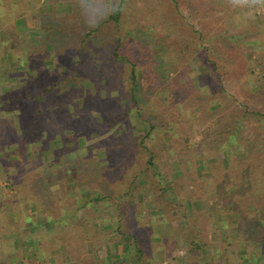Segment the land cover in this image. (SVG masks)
<instances>
[{
    "label": "trees",
    "instance_id": "16d2710c",
    "mask_svg": "<svg viewBox=\"0 0 264 264\" xmlns=\"http://www.w3.org/2000/svg\"><path fill=\"white\" fill-rule=\"evenodd\" d=\"M4 1L8 3L6 4L8 7L14 9L12 14L15 12L17 15H23L28 8L26 0ZM187 1L189 3L188 6L192 7V0H185V2ZM227 1L224 0L221 3L222 5H213L212 9H210V12L218 14V16H213L215 23L219 20L230 21V19H236L238 11H242L236 7V11L225 13L222 6H225L227 9L232 4L231 1ZM172 2L174 0H134V4H131L130 7L127 6L128 4L125 0H120L118 7L112 14H109L111 3L108 0H72V12L63 18L60 17L57 20L58 27L56 26L57 28L49 30L52 33L57 32L58 35L52 36L43 30V34L37 39L39 46L31 48L29 51L28 60L33 61L32 56L35 57V65L40 64L42 62L41 59H46L45 62L57 63L58 66L65 68V71L60 72V83L51 82L48 87H44L40 91L39 88L33 89L36 92L34 95H30V91L33 90L28 89L29 91H27L28 87L25 88L26 95L22 99L29 100V103L33 101L32 108L36 116L33 120V126L36 128L37 125H41L39 126L41 130L47 131L48 140H54L58 133L63 137V134L71 127L72 129H77L75 133L77 138L81 135L80 132L87 134L93 131L94 128H99L101 132L105 131L102 134H105V138L113 142L114 146L120 151L116 162H113L112 155L106 149L109 164H106L107 166H99V168L92 166L94 163H90V156H86V154L66 164L72 167L73 173H80L81 176L76 175L77 178L74 176L71 180L68 179V185L66 183L62 185L60 193V224H65L67 218L70 219L72 216H77L74 219L76 221L74 226L66 224L69 230L67 233L61 234L63 239L60 238V245L64 242L66 246L70 247L72 243L71 238L74 236L77 237L76 242L80 241L81 245L79 244V248L81 249L86 247L88 241L96 243L95 246H98V244H102V246L108 245L109 240L97 242L98 236L92 233L99 221L102 220L100 219L102 217L101 213L107 210L105 209L106 207L101 206L105 203H110L114 219L109 224L112 227V232L108 235H113L112 242L116 241L124 248V252L120 253L119 263L116 264H158L155 259L157 253L161 251L165 252L164 256L169 258L170 252L174 250L172 243L168 242L171 240L170 238L176 235V232L183 237L187 246V257L192 264H222L224 261L227 262V257L228 263L234 264L239 256L236 252L239 247L245 250V253L241 257H248V261L255 260L256 256L250 253L252 250L246 240H239L238 242L235 240L227 241L221 247L211 245L212 243L207 238L208 227L203 226L205 220H202L200 217H195L194 219L187 210L192 201L203 199L204 196L201 195L199 198V192L215 189L217 188L216 186L230 179L226 180L224 176H216L214 188L210 186L206 187L205 184L202 185L201 182H198L195 184V188H186L182 197H178V194L176 196L177 202H175L172 201L171 196L176 195V192L180 191V189H177L178 187L175 184V180L173 181L170 171L175 162L171 161L177 158V156L178 158L190 156V151L192 150H194L193 155L194 153L198 155L201 154L200 150L205 148L202 145L203 142H198V146L192 149L193 143L191 140L193 134L190 129L192 128V121L201 123L200 120H203L199 117V112L193 113V111L200 108L201 116L212 102L213 105L216 102L221 103L223 108L234 106L235 99L227 94L226 85L233 82L239 90L244 91L248 83V69L241 66L242 62H245V49L251 43L264 44V37H260L262 35L257 30L259 27L255 24L252 27L247 26L248 28H239L237 24H232L227 25L225 30L220 31L218 28V31H211L213 27H211V30L207 29L213 24L207 20L206 23L202 24L204 26L202 29L195 30L198 36H192V45L189 49L182 50V42L188 40L189 36L184 35L181 38V29L178 28L187 23L181 16V19L179 18L178 21L179 27L173 26L172 22L177 21V18L167 17L166 15V10ZM254 2V0H249L243 4L253 6L254 9ZM141 16L143 18L149 17L153 22L152 26H146L142 22L143 19L140 20ZM254 18H259L264 23V17L256 16ZM159 20H161V23L155 24ZM0 21H4L3 18H0ZM245 21L247 22L248 20ZM5 23L6 21H4L3 25ZM127 24L133 27L131 37L133 39L137 38L127 46L128 50H130L128 51L130 52L129 54L134 55L137 52L135 56L136 60H151L155 55H159L158 51H156L157 47H153V44L145 45V42L152 39L158 41L161 33L170 30L165 34L166 37L171 35L169 38L170 51L167 56L168 58L166 57L165 59L171 60L169 65L174 66L175 69H179V75L185 76L186 81L182 84L177 83L176 80L173 83L167 82L166 89L168 92L170 91V93L177 95L178 100L181 101L183 112L177 110L175 107L176 112L173 114L161 116L159 112L160 104L158 105L156 100L146 105L145 108L140 107L138 104L134 87L131 86V83L135 80L133 70L136 65V62L131 59L133 55L131 56L125 51L121 37L118 39L117 36H114L111 45H108L105 41V38L111 36V33L115 30L114 27L125 30ZM190 30L192 32L191 28ZM133 31L135 35H133ZM124 32L126 33V30ZM48 44H50V49L47 47ZM71 45H73L74 52H76L74 54L78 55V60L75 63L70 61L71 58L68 57L69 52H67V54L69 53L67 58L59 56L64 52V48L70 50ZM131 45L141 52L133 50ZM37 54L45 55L39 57ZM120 56H124L122 57L124 60L126 58L125 63H127L128 67L124 64L113 62L112 59ZM38 58L40 60H37ZM64 59H67V61H64ZM122 59L120 58V60ZM192 59L200 62L199 76L196 77L199 87L193 85V79L190 77L191 68L188 62ZM258 65L262 66L260 61ZM262 72L264 75V68H262ZM123 75L129 79L130 91H126V88H124L125 84L122 82ZM242 78H245L246 82ZM84 79L92 81L95 87L94 92L87 94L79 102H75L74 99L83 96L84 89L81 86V82ZM114 88L121 89L120 92L126 102L123 103L122 95L121 97H110L108 93ZM204 88L206 92L205 90L203 91ZM103 90L107 91L106 98L100 96ZM17 94L21 96L20 91ZM136 102L137 104H135ZM242 106L240 108L242 109L241 114L231 115L232 119L227 128V142H223L224 144H222L223 147H227L226 150L228 151H231L234 145L239 144L237 136L244 125L247 123L250 125H255L256 123L264 124V114L256 110H250L247 103H244ZM126 107L128 109L130 107L135 108L136 114L148 130L145 136L143 135L138 138L137 136L131 137L130 145L127 146L130 149L142 146L138 150V154L144 155L145 153L147 157L146 165L141 167L138 174H136V169H134L136 167L133 159L134 156H132L131 160L126 157L129 149L122 150L121 144L114 132L111 134L106 133V131L114 129L118 123L120 124L116 128L120 127V125H129L128 119L123 117ZM2 108L4 107L2 106ZM172 108L174 110V106ZM147 109L150 110L151 116L159 121V128L154 126L153 118H147L144 115V111ZM12 110L17 109L12 108ZM93 110H98L103 119L99 121L97 117L93 116L91 113ZM183 114L191 116V119L182 120ZM23 118L19 120L18 125L16 124L17 127H10L12 130L10 134L6 135L3 130L1 138H9L6 140L7 143H12L18 137V142L20 143L22 140L28 141L23 136L34 135L35 132L40 130L33 128L32 130L25 131L27 120L25 121ZM17 128L23 131L21 135H18ZM154 129H159V139L162 142V148L158 152L155 151L156 149L152 150L146 144L143 146V142L146 139L152 138ZM252 129L254 131H252L253 134H251L250 140L254 145L253 150L246 160L237 161L238 169L235 167L232 170V173L237 178L232 184L241 182L239 185L242 190L257 188L260 192L256 191V193L251 194V199H249V203L257 204L261 201V197L264 202V132L257 134L258 131H255L254 128ZM180 146L182 147L179 148ZM211 155L215 156L217 165L219 163L222 164L218 153H211ZM159 159L162 161L163 171H157L154 175L150 176V170L156 166V162ZM181 161V159H178L176 163L182 164L181 166L184 170V162ZM84 163H89L90 165L87 166ZM219 167L221 168V166ZM146 171H148L146 179L150 182V188L155 190L153 191L154 197L161 208V213L158 215L159 217H156L157 221L155 222L154 218L143 215L144 208L142 201L146 199L145 196L148 191L140 186L138 178L139 175H142ZM86 172L88 174H84ZM184 173L188 181L187 171ZM95 179L99 180L97 181L98 183L100 180L105 179L106 183L95 185L93 183ZM240 179H244V181ZM74 181L76 186L70 187V183ZM166 181L172 182V187L165 186L164 182ZM82 182H86L87 187L90 189H97L100 191V194L98 196L85 197L80 192V183ZM228 187L230 186L227 185L226 188L228 189ZM173 189L174 191H172ZM71 192H74V195H71ZM234 192L237 195H241L242 193L241 189ZM258 194L262 196L257 197ZM92 204L99 206L98 209L101 207L100 211L94 210ZM185 204H187V209L185 208ZM259 210L255 209L257 217L250 218L252 224L248 225L250 221H244L243 225L245 227L243 228L245 232H251V236L254 237L257 246L260 247L261 253H264V207L261 209V216H259ZM205 215L209 218L208 214ZM163 220L168 222L171 232L175 233V235L170 234L173 236L166 237L155 232V224L157 225ZM50 223L53 222L51 221ZM78 227L80 228L79 234L72 235L73 232L77 231ZM204 249L212 252L213 256L207 258L203 255ZM175 258L173 259L175 260ZM75 264L84 263L78 260ZM90 264H93V262Z\"/></svg>",
    "mask_w": 264,
    "mask_h": 264
},
{
    "label": "rangeland",
    "instance_id": "374dc122",
    "mask_svg": "<svg viewBox=\"0 0 264 264\" xmlns=\"http://www.w3.org/2000/svg\"><path fill=\"white\" fill-rule=\"evenodd\" d=\"M26 1L28 8L23 15H17L15 12L12 14L14 9L8 7L6 5L8 4L6 1H0V18H3V20L6 21L5 25H3L4 21H0V155H2L0 160V187H2V189H0V197L9 198L11 196L14 198L17 195V198L20 200H25L27 198V201L31 200L33 202H39V208H37L36 211L35 209L32 211L33 218L43 228L48 229L49 225L52 224L50 222L56 217L55 212L57 211L60 213V193L63 183L68 185V179L71 180V178H74L76 175L81 176L80 173H73L72 167H69L66 164L86 154V156H90V163H94L92 166L99 168V166H107L106 164H109L106 153L107 151L112 155L113 162H116V158L118 157V154H120V151L116 146H114L113 142H110L107 140V138H105V134H102L105 133V131L101 132L99 128H94L95 130L93 129V131L87 134L80 132L81 135L79 138H77L75 135L77 129H72L71 127L70 129H67L65 134H63V137L58 133L54 140H48L47 131H42L39 127L41 125H37L36 128L33 126V120L36 117L32 108L33 101H30L29 103V100L22 99L26 95L25 88L28 87L27 91H29L28 89L36 90L39 88L40 91V89L48 87L51 82L60 83V72L65 71V68L58 66L57 63L56 66L55 63L50 61L45 62L46 59H41L42 62L38 65H35V57L32 56L33 61H29L27 56L31 48L39 46L37 39L43 34V30L52 36L58 35L56 31V33H52L49 30H51V28L58 27L57 20H59L60 17L63 18L65 15L72 12L73 4L72 0ZM108 1L111 3V6L109 7V14H112L113 11L118 7L120 0ZM125 1L128 4L127 6L131 7V4H134V0ZM223 1L224 0H192V7H189L188 1L185 2V0H182L183 3L181 0H174V2L171 3V5L166 10V15L167 17L177 18V21L172 22L173 26L179 27L178 21L179 18L181 19V16L187 23L186 25L178 28L181 29V38H183L184 35L189 36L188 40H184L182 42V50L189 49V47L192 45V38L195 35L198 36L195 30L202 29L204 27L202 24L206 23L207 20L213 24L209 29H207L211 30V27H213L211 31H218V28L220 31H222L226 29L227 25L232 24H237L239 28H248L247 26L252 27V25L255 24L259 27L257 30H259L260 34L262 35L260 37H264V23L261 22V19L254 18L256 16L264 17V0H254V9L253 6H247L243 4L249 0H228L231 1L232 4L227 9L225 6H222V9L225 11V13L236 11V7L242 11H238L236 19H230V21L219 20L217 23H215L213 16H218V14L210 12V9H212L213 5H222L221 3H223ZM141 19H143L142 22L145 23L146 26H152L153 22L149 17L143 18L141 16L140 20ZM245 20L248 21L246 22ZM160 23L161 20L155 22V24ZM43 27L47 29H44ZM190 28L192 29V32ZM114 29L115 30L113 33H111V36L105 38L106 43L111 45V42H113L112 38L114 36H117L118 39L121 37V42L125 47V51L129 54L130 52L128 51L130 50H128V44L137 39H133L131 37V32L133 30L132 25L127 24L125 28L126 33L124 32V29L121 30L115 27ZM171 30L173 31V29ZM168 31L170 30L161 33V36H159L160 39H158V41L151 38L152 40L145 42V45L153 44V47H157L156 51H158L157 53L159 55H155L154 58H151L152 61L148 59L136 60L135 56L137 52L134 53V55L129 54L131 56L133 55L132 58L130 56L129 58L136 62L133 70L135 80L133 83H131V86L134 87L138 104L140 107L145 108L146 105L153 103L152 101L156 100L157 104H160L159 112L161 113V116H164L165 114H173L176 112L175 107L177 110L183 112L181 101L178 100L177 95L170 93V91L168 92L166 85L167 82L173 83L175 80L180 84L186 81L185 76L179 75V69H175L174 66L169 65L171 60L165 59L169 55L170 51L169 38L171 35L169 37L165 36ZM133 35H135L134 31ZM49 45L50 44L47 46L48 49H50ZM131 47L133 50H136L132 45ZM64 52H62L59 56L67 58V55L70 53L68 55V57L71 58L70 61L72 63L77 62L78 55L74 54L76 52H74L73 45H71L70 50L64 48ZM67 52L69 53L67 54ZM37 55L42 57L45 54ZM122 57L124 56H120L112 60L113 62L127 66V63H125L126 58L124 60ZM120 58L122 60H120ZM37 60L40 59L38 58ZM64 61H67V59H64ZM259 61L261 62L262 66L258 65ZM188 63L191 68L190 77L193 79V85L195 87H199L196 77L199 76L200 62L198 60L192 59ZM152 64H154V66H152ZM241 66L248 69V83L244 91L241 89L239 90V88L233 82H230L226 85V90L228 91L227 94L230 97H234L235 99L233 107L230 106L229 108H223L221 103L216 102L213 105L212 102L208 106L207 110H205V113L201 116L200 108H197L193 111V113L199 112V117L203 120H200L201 123H195L192 121V128H190L193 134L191 140L193 143L192 149H195L198 146V142H203L202 145H204L205 148L200 150L201 154L196 155V153H194L193 155L194 150H192L190 151V156H184L180 158L177 156V158L171 161L175 162L170 173H172L171 176L173 181L175 180V184L178 187L177 189H180V191L176 192V195H172L171 198L172 201L177 202L176 196H178V194V197H182L186 188H195V184L198 182H201L202 185L205 184L206 187L210 186L211 188H214V179L216 176H224L226 177V180L230 179L228 181H224L219 186H216L217 188L215 189L207 191L202 190V192H199V198L204 196L203 199L192 201L189 209H187V204H185V208L188 210L190 215L194 217V219L195 217H200L202 220H205V224H203V226L208 227L207 238L212 243L211 245L221 247L222 245H225L227 241H247L250 249L252 250L250 253L253 256H256L255 260L248 261V257H241L245 253V250L244 248L240 249L239 247L236 250L239 256L234 264H264V253H261L260 247L257 246L254 237L251 236V232H245L243 228L245 227L243 225L244 221H250L248 224L250 225L252 224L250 218L257 217L255 209H260L259 216H261V209L264 207V202L261 197V201L259 203L256 201L255 202L257 204L249 203L251 194L259 191L257 188H246L245 190H242L241 186L239 185L241 182L232 184L237 178L236 175L234 176V173H232V170L235 167L238 169L237 161L246 160L253 150L254 145L250 140V136L253 134L252 131H254L252 128H254L255 131H258L257 134L262 133L264 132V124L256 123L255 125H250L247 123L244 125L241 128V132L237 136V139H239V144L234 145L231 151L226 150L227 147H223L222 145L224 144L223 142H227V128L230 125L232 119L231 115L239 113L241 114L242 109L240 108L243 107L242 105H244V103H247V106L250 110H256L264 114V75L262 72V68H264V44H248L247 48L245 49V62H242ZM254 77H256L255 80ZM242 79L246 82V80H244L245 78ZM128 80L129 79L126 76L122 77V82L125 84L124 88H126V91H130L131 89ZM81 86L84 89L83 96L74 99L75 102H79L80 100L84 99L87 94L93 93L95 89L92 81L89 79H84L81 82ZM162 88L167 91H164ZM35 90L30 91V95H34L36 93ZM204 90L206 92L205 88L203 91ZM18 91H20L21 96H18ZM120 91L121 89L114 88L108 94L110 97H121L122 94ZM106 93L107 91L103 90L100 93V96L102 98H106ZM122 98L123 103L126 102L123 95ZM42 99L44 100V98ZM137 102L135 104H137ZM2 106L4 108H2ZM172 106H174L175 111L173 110ZM12 108H16L17 110H12ZM134 109V107H130L129 109L126 107V112L123 114V117L128 119L127 121L130 122L129 125H120V127L116 128L118 124H120L118 123L117 126H115V128L111 131H106L107 134L114 132L117 135L118 141L121 144L122 150L124 151L128 148L127 146L130 145L131 137L137 136L138 138L142 137L143 135L145 136V134L148 133L147 128L140 120ZM91 113L93 116L97 117L99 121L103 119L98 110H93ZM144 115H146L147 118H153V116H151L150 110L148 109L144 111ZM22 117H24L23 119H25V121L27 120V127L25 131L32 130L33 128H35V130H40L35 132L34 135L23 136L25 139H28V141L22 140L19 143V138L16 137L15 142L13 141L12 143H7L6 140L9 138H1L3 130L6 135L10 134L12 131L10 127L16 126V124L18 125L20 122L19 120ZM181 119L186 121L191 119V116L183 114ZM153 122L155 123L154 126L158 127L159 121L155 120V117L153 118ZM17 130L18 135L23 133V131H20L19 128H17ZM159 137V129H154L152 138L146 139L145 142H143V146L146 144L152 148V150L156 149L155 151L158 152L162 148V142L160 141ZM11 145H15L14 147H17L18 153L16 157V163L19 162L22 163V165L24 164V153L35 151L32 153V156H30V162L27 163L32 164L30 166V170L32 172L25 179V174L22 172V169L21 171L15 173L11 172V170L5 169V167L1 165L4 163L5 166L8 167L10 162H13L15 157L13 150H10ZM181 147L182 146L179 148ZM141 148L142 146H138L136 149L128 148L129 152H126L127 159L129 158L131 160L132 156H134V164H136L134 169H136V174H138L141 167H144V165L147 163V157L145 156V153L144 155L138 154V150ZM37 151L41 153V156L39 153H36ZM7 153L8 155H6ZM211 153H218L222 164L219 163L217 165L216 158L215 156L211 155ZM178 159H181V162H184V170L181 166L182 164L176 163ZM38 164H44L43 168ZM84 164L87 166L90 165L89 163ZM219 166H221V168ZM246 166L248 167V165ZM41 171L47 172L48 176L42 175ZM157 171H163V164L160 159L156 162V166L150 170V176L154 175ZM185 171H187V176L189 178L188 181L184 173ZM147 172L148 171L142 175H139L138 178V182L141 184L140 186L148 191L145 196L146 199L142 201L144 208V214H142L154 218L155 222L157 221L156 217H159L158 215L161 213V208L154 197L155 194L153 191L155 190L150 188V182L146 179V176H148L146 175ZM84 174L88 173L86 172ZM244 179L240 180L244 181ZM95 180L93 182L95 185L106 183L105 179L100 180L99 183L97 182L99 180H96V182ZM41 182H43L42 185ZM164 185L172 187V182L166 181L164 182ZM227 185L230 186L228 189L226 188ZM69 186L75 187V181L70 183ZM240 189L242 193L241 195H237L234 191H238ZM172 191H174V189ZM80 192L85 197L98 196L100 194V191L97 189L93 190L88 188L86 182L80 183ZM72 194L74 195V192H71V195ZM260 196L262 195H257V197ZM211 197L213 198L211 199ZM3 202H5V204L2 208H0V218L2 220L10 219L7 216V213L10 211H17L19 215L23 213V206L20 202H17L16 205H10L12 202H10V204H6L8 203L6 200ZM98 207L99 206L92 204V208L97 212L100 211L101 207H106L105 209L107 210L101 213L102 217L100 219L102 220L99 221L97 227L93 226L96 228L92 234L98 236L97 242L109 240L108 246L106 248L101 247L102 244L95 246L96 243L88 241L86 243L88 248L86 247L81 249L79 248L81 245L80 241L78 240V242H76L77 237L74 236L71 238L72 243L70 247L66 246L64 243V245L67 247V251H60V258L67 255V260L70 261L71 259L72 263L69 262V264H75V262L78 260L82 261L84 264H90L92 262L93 264L119 263V256L120 253L122 254V252H124V248L118 242H112V239L114 238L113 235H108L112 232V227L109 226V224L114 219V216H112V207L110 203H105L100 207V209H98ZM205 214H208L209 218ZM40 215H43V217ZM76 216L77 215L72 216L70 219L67 218L65 224H60V238H62V233H67L69 230L67 227L68 224L69 226H74L76 224V221L74 220ZM18 221L20 222V224H18L19 227H24L26 220H17V222ZM57 224L58 223H54V225ZM154 229L157 234L162 236L171 237L175 235V233L171 232V228L168 226V222L165 220H163L161 223H158L157 225L155 224ZM79 230L80 228L78 227L77 231L73 232L72 235L79 234ZM170 239L171 240H169L168 243H172L174 250L170 252L171 255L169 258L165 257V252L162 251L156 255L154 254L158 264H192L189 262V258L187 257V246L181 234L176 232V235ZM176 248L177 250H175ZM203 253V255H205L207 258H211L213 256L212 252L208 251L207 249H204ZM174 257H176L175 260L173 259ZM226 260L227 262L224 261L222 264H229L228 257Z\"/></svg>",
    "mask_w": 264,
    "mask_h": 264
},
{
    "label": "crops",
    "instance_id": "0c3cea01",
    "mask_svg": "<svg viewBox=\"0 0 264 264\" xmlns=\"http://www.w3.org/2000/svg\"><path fill=\"white\" fill-rule=\"evenodd\" d=\"M15 145H11L10 147V150H13L15 160L13 159V162H10L8 167L5 166L4 163L1 165L4 166L5 169L11 170V172L15 173L21 171L22 169V172L25 174V179L32 172L30 170V166L32 164L27 163L30 162V156H32V153L35 151L24 153V164L22 165V163H16L18 151L17 147H14ZM36 153H39L41 156L40 152L37 151ZM6 155H8V153ZM1 156L2 155H0V160ZM38 165H41V167L43 168L44 164ZM41 172L42 175L48 176L47 172ZM42 183L43 182H41V185ZM0 189H2V187H0ZM5 200L6 202H8L6 204H10V202H12L10 205H16L17 202H20L23 206V213L19 215L17 211H10L7 213V216L10 218L9 220H2L0 218V264H69V262L72 263L71 259L70 261L67 260V255L65 257L62 256L60 258V251H67V247L64 245V242L62 245H60V213L56 211V217L55 219H52V222L55 221L58 224L54 225V222L50 224L49 228L47 229L43 228L33 218L32 211L34 209L36 211V209L39 208V202H33L31 200L27 201V198L25 200H20L17 198V195L14 198L11 196L9 198L0 197V208L4 206L5 202L3 201ZM40 216L43 217V215ZM17 220H26V222L24 223V227H19L18 224H20V222L18 221V223ZM107 246L108 245H104L101 247L106 248ZM86 247L88 248V246Z\"/></svg>",
    "mask_w": 264,
    "mask_h": 264
}]
</instances>
